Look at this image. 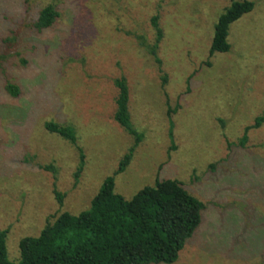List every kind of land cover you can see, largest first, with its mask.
Wrapping results in <instances>:
<instances>
[{"label": "rangeland", "instance_id": "374dc122", "mask_svg": "<svg viewBox=\"0 0 264 264\" xmlns=\"http://www.w3.org/2000/svg\"><path fill=\"white\" fill-rule=\"evenodd\" d=\"M233 1L240 0H0V230L10 229L12 263L20 241L39 236L59 212L54 187L66 195L61 211L79 215L133 145L114 120L115 80L124 77L144 139L116 192L130 200L159 174L205 205L173 264H264V125L244 148L235 145L264 111V0H252L254 10L231 26V51L210 56L216 24ZM48 5L59 18L39 31ZM156 15L166 86L149 54ZM169 106H180L173 150ZM47 122L76 131L85 154L77 187L80 154Z\"/></svg>", "mask_w": 264, "mask_h": 264}, {"label": "trees", "instance_id": "16d2710c", "mask_svg": "<svg viewBox=\"0 0 264 264\" xmlns=\"http://www.w3.org/2000/svg\"><path fill=\"white\" fill-rule=\"evenodd\" d=\"M254 7L252 0L232 2L216 24L210 56L231 51V26L250 14ZM58 18L59 13L55 7L48 5L40 11L34 27L39 31L50 29ZM151 22L156 39L149 48V54L164 74L162 80L163 86H166L168 80L158 54L164 37L160 16H154ZM211 65L208 61L202 67ZM115 86L118 95L114 120L134 139L117 170L104 180L91 201L90 208L79 215L61 211L66 195L54 187L60 210L48 220L39 236L26 237L20 241L18 263H12L8 258L7 239L10 229L0 230V264H173L178 260L186 242L200 227L205 205L192 196L178 180H161L158 174L153 186L144 187L130 200L116 192V178L130 166L144 135L136 129L132 120L131 92L127 79H116ZM6 91L13 98L20 95V89L15 84L9 83ZM166 97L169 104V98ZM179 109L180 106L174 109L169 106L168 109L171 150L175 149L172 117ZM263 125L264 111L253 124L244 129L243 136L235 145L244 148L249 140V133ZM45 129L67 140L78 150L80 164L75 173L74 184L77 187L85 167V154L78 143L75 129L55 122H47ZM232 145L233 143H229V148ZM217 164L210 169H214ZM42 169L56 174L52 166Z\"/></svg>", "mask_w": 264, "mask_h": 264}]
</instances>
